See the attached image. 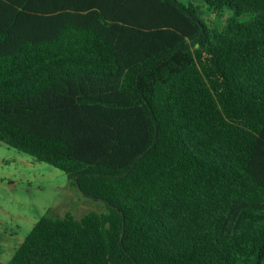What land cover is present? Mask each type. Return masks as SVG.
<instances>
[{
  "label": "trees",
  "instance_id": "trees-1",
  "mask_svg": "<svg viewBox=\"0 0 264 264\" xmlns=\"http://www.w3.org/2000/svg\"><path fill=\"white\" fill-rule=\"evenodd\" d=\"M0 141L105 203L7 264H264V0H0Z\"/></svg>",
  "mask_w": 264,
  "mask_h": 264
},
{
  "label": "rangeland",
  "instance_id": "rangeland-1",
  "mask_svg": "<svg viewBox=\"0 0 264 264\" xmlns=\"http://www.w3.org/2000/svg\"><path fill=\"white\" fill-rule=\"evenodd\" d=\"M210 23L215 13H205ZM105 210V203L83 193L61 169L35 160L0 141V262L7 264L38 220L46 215L80 218Z\"/></svg>",
  "mask_w": 264,
  "mask_h": 264
}]
</instances>
